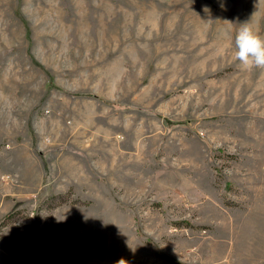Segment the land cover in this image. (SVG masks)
<instances>
[{"label": "rangeland", "instance_id": "374dc122", "mask_svg": "<svg viewBox=\"0 0 264 264\" xmlns=\"http://www.w3.org/2000/svg\"><path fill=\"white\" fill-rule=\"evenodd\" d=\"M245 22L264 0H0V264H264Z\"/></svg>", "mask_w": 264, "mask_h": 264}, {"label": "clouds", "instance_id": "9594fccd", "mask_svg": "<svg viewBox=\"0 0 264 264\" xmlns=\"http://www.w3.org/2000/svg\"><path fill=\"white\" fill-rule=\"evenodd\" d=\"M204 12L208 13L210 9L205 6ZM234 45V58L243 68H264V34L254 29L250 23L241 24L235 34ZM118 264H126V261L120 260Z\"/></svg>", "mask_w": 264, "mask_h": 264}]
</instances>
